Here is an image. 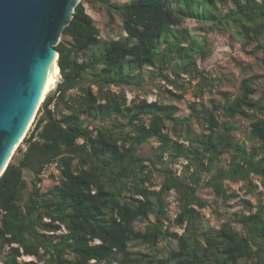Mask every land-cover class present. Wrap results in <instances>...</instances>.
<instances>
[{
	"label": "trees",
	"instance_id": "obj_1",
	"mask_svg": "<svg viewBox=\"0 0 264 264\" xmlns=\"http://www.w3.org/2000/svg\"><path fill=\"white\" fill-rule=\"evenodd\" d=\"M95 1L110 21L112 14L119 17L126 36L102 41L85 0L62 28L69 40L55 46L58 90L24 138L26 150L17 149L20 158L14 154L0 178L2 263L264 264V205L247 202L211 228L201 221L208 201L197 193L203 175L204 187L223 203L238 196L227 192L225 181L243 182L255 193L252 176L264 180V90L256 96L253 88L264 79V0H226L230 8L223 13L214 0H178L179 8L172 0ZM187 19L233 30L243 47L254 45L255 55L260 53L255 61L263 73L242 80L235 97L221 93L222 104L191 105L184 118L176 116L174 105L128 103L124 92L111 90L140 85L149 68L177 86L178 71L203 57L197 40L186 29H175ZM168 65H175L173 80L164 74ZM183 71L203 79L194 66ZM236 118L248 122L247 137L257 144L234 141ZM192 122L201 123L199 133ZM152 142L158 144L154 151L141 154ZM224 155H229L226 167L220 163ZM180 160L185 164L177 175L170 166ZM50 165L57 178L42 191L41 172ZM24 169L33 171L31 181ZM153 170L162 177L159 189H153ZM171 192L179 205L173 222L181 234L169 226ZM138 222L147 223L138 230Z\"/></svg>",
	"mask_w": 264,
	"mask_h": 264
},
{
	"label": "rangeland",
	"instance_id": "obj_2",
	"mask_svg": "<svg viewBox=\"0 0 264 264\" xmlns=\"http://www.w3.org/2000/svg\"><path fill=\"white\" fill-rule=\"evenodd\" d=\"M127 1L129 0H114L113 3L122 4ZM257 1L261 2L263 0ZM214 3L217 5L218 10L222 13L226 12L230 8L229 2L226 0H214ZM171 5L175 8H179V1L172 0ZM84 6L87 13L94 20L97 28L100 30V38L102 41L112 39L117 40L126 36V34L122 31L121 21L117 15L112 14L110 21L106 9L96 3L95 0H85ZM175 29H186L189 35L195 38L201 48H203V57L201 55H197L193 58V66L197 72H202L203 79L195 73H184L183 70L190 69L193 66L185 67L184 69L182 68L178 71L180 75L177 79V86H174L166 83L157 75V68H149L144 69L140 85L120 88L111 87V90L116 93L121 91L124 92L128 103L133 100L140 101L145 99L148 102L159 101L161 103L174 105L178 108L176 116L178 118H184L189 115L191 105L204 104L209 106L212 101L217 104H222L221 93H228L232 97H235L238 94L239 86L242 80L256 75L259 76L263 73L255 61L256 56H261L260 53H256L255 55L253 51L254 45L243 47L242 41L236 38L233 30H218L208 23L200 24L193 19L185 20L180 27H176ZM67 40H69L67 37L60 35L58 43ZM188 43H190V40L185 43V46H187ZM80 58H82V56H80ZM166 68L167 69L164 71V74L173 80L174 75L171 74V69L175 68V65H168ZM253 88L256 96H258L260 92L264 90V79H258L253 85ZM92 91L96 92V87L92 86ZM167 91L180 97V99L176 100L172 98ZM39 111H41L40 108L37 111L26 136L33 129L36 120L42 116V113ZM234 122L238 127V130L233 133L234 141H244L246 142V146L257 144L256 140L252 141L247 137L249 133V125L246 120L236 118ZM191 129L194 132L199 133L201 131V123L198 124L196 122H192ZM180 133L181 132H178V134ZM77 142L80 143L81 141L78 140ZM157 146L158 144L156 142H152L150 145L144 146L140 150V153L149 155ZM19 147L22 149L21 146ZM16 151L15 154L18 159L21 154L16 153ZM22 151L24 152L23 149ZM228 157L229 155L221 157L220 163L222 166L226 167ZM184 164L185 161L180 160L179 162L172 164L170 167L177 175H181L183 173ZM160 167L161 165H157V168ZM42 171L43 173L41 174V178L43 181L40 187L42 191H45L56 181L57 172L53 165L44 167ZM152 175V182L155 184L153 189H159L162 177L155 170H153ZM51 176H54V178ZM24 177L27 181H31L34 178L33 171L26 169ZM206 180L207 176L203 175L202 182L197 192L199 197L208 201V206L201 210V221L204 225L210 226L211 228H219L221 224L227 221L228 213L244 210L248 207L247 202H250V204L255 206L260 201L264 205V189L262 184L264 180L260 177L252 176L253 184L258 186L255 193H249L243 182L232 183L225 181L224 186L227 189V192H234L238 195L237 198L227 201V203H223L220 199L215 198L212 191L204 187L203 184ZM168 203L167 215L170 219V224L168 223L170 230L181 234L183 229L175 226L173 222L179 206L174 192H171L168 195ZM150 220H153V217H150ZM146 223L147 222H138L136 224V228L138 230H142ZM172 244H175V241H172ZM163 246L164 242L158 243V247ZM1 256L2 255L0 254V264H3ZM32 259L34 258H20V260L24 261ZM111 264L119 263L117 261H113Z\"/></svg>",
	"mask_w": 264,
	"mask_h": 264
},
{
	"label": "water",
	"instance_id": "obj_3",
	"mask_svg": "<svg viewBox=\"0 0 264 264\" xmlns=\"http://www.w3.org/2000/svg\"><path fill=\"white\" fill-rule=\"evenodd\" d=\"M80 1L0 0V178L30 120L55 56L57 66L55 46ZM60 80L59 73L56 87L41 102L43 112Z\"/></svg>",
	"mask_w": 264,
	"mask_h": 264
},
{
	"label": "bare ground",
	"instance_id": "obj_4",
	"mask_svg": "<svg viewBox=\"0 0 264 264\" xmlns=\"http://www.w3.org/2000/svg\"><path fill=\"white\" fill-rule=\"evenodd\" d=\"M55 60H56V56H55V59H54V61L52 63V66H51V68L49 70V73H48V76L46 78L45 84L43 86L42 92H41L40 97H39V99L37 101V104H36V106H35V108L33 110V113H32V115L30 117V120L27 123V125H26L24 131L22 132L20 138L18 139L17 143L13 147L11 153L9 154L8 159L15 154L16 149L21 145V143L23 142L24 138L26 137V134H27V132L30 129V126H31L36 114H37V111H38V109H39V107L41 105V102H43V100L46 98V96L56 87V84L58 82V73H59V71H58V68H57V66L55 64Z\"/></svg>",
	"mask_w": 264,
	"mask_h": 264
},
{
	"label": "built area",
	"instance_id": "obj_5",
	"mask_svg": "<svg viewBox=\"0 0 264 264\" xmlns=\"http://www.w3.org/2000/svg\"><path fill=\"white\" fill-rule=\"evenodd\" d=\"M22 149L25 151L26 150V146L24 145V143L22 142L21 145ZM43 173V171L41 172V174Z\"/></svg>",
	"mask_w": 264,
	"mask_h": 264
},
{
	"label": "crops",
	"instance_id": "obj_6",
	"mask_svg": "<svg viewBox=\"0 0 264 264\" xmlns=\"http://www.w3.org/2000/svg\"><path fill=\"white\" fill-rule=\"evenodd\" d=\"M23 172H24V174H25V172H26V169H24V171H23Z\"/></svg>",
	"mask_w": 264,
	"mask_h": 264
}]
</instances>
